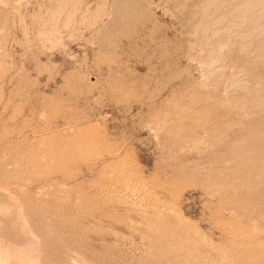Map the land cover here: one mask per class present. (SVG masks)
Segmentation results:
<instances>
[{
	"label": "rangeland",
	"instance_id": "obj_1",
	"mask_svg": "<svg viewBox=\"0 0 264 264\" xmlns=\"http://www.w3.org/2000/svg\"><path fill=\"white\" fill-rule=\"evenodd\" d=\"M219 1L0 0L2 245L264 264V17Z\"/></svg>",
	"mask_w": 264,
	"mask_h": 264
},
{
	"label": "bare ground",
	"instance_id": "obj_2",
	"mask_svg": "<svg viewBox=\"0 0 264 264\" xmlns=\"http://www.w3.org/2000/svg\"><path fill=\"white\" fill-rule=\"evenodd\" d=\"M215 1H219V0H213V2H215ZM220 2V1H219ZM225 2V1H224ZM211 4H213L212 2H211ZM244 4V3H243ZM211 6V5H210ZM210 6L208 7L209 9H210ZM242 7H244L243 8V11L245 10V8L247 7L248 9H250V8H253V10L255 9L256 11H257V13H256V16H257V18L255 19V16L253 17L255 20H260V18L262 19V16L264 17V0H248V5L246 4L245 6H243V5H241ZM240 6V7H241ZM218 7V6H217ZM250 7V8H249ZM220 8V7H219ZM246 8V9H247ZM218 9V8H217ZM238 10H239V8H237ZM247 9V10H248ZM207 9H205V11H206ZM239 11H241V10H239ZM238 11V12H239ZM239 14H240V12H239ZM243 14V13H242ZM242 14H240L241 15V17L243 18V15ZM246 14H247V12H246ZM245 14V15H246ZM252 15V14H251ZM254 15H255V12H254ZM207 17V16H206ZM222 17V16H221ZM245 17V16H244ZM247 17V16H246ZM209 18V17H208ZM207 18V19H208ZM210 18H211V16H210ZM225 18V17H224ZM206 19V21H210V20H207ZM213 19V18H212ZM212 19H211V21H212ZM221 20L219 21V20H217V21H219L218 23H216V22H213V26H217V25H219V23H220V25L222 24V22L224 21V19L223 18H220ZM226 19V18H225ZM246 20H247V18H245ZM264 19V18H263ZM214 20V19H213ZM254 20V21H255ZM258 20V21H259ZM205 21V22H206ZM240 21H242V20H240ZM258 21H256V24L257 23H259ZM261 21V20H260ZM204 22V23H205ZM206 24V23H205ZM238 24V23H237ZM240 24H241V22H240ZM202 26H204V25H202ZM208 27V31H210L211 30V27H213L212 26V24L210 25V27L206 24L204 27ZM238 26V25H237ZM234 27V26H233ZM259 27V26H258ZM202 28V27H201ZM212 29H214V28H212ZM217 29V28H216ZM219 29V28H218ZM228 29H230V28H228ZM231 29H232V27H231ZM202 30V29H201ZM204 30H206L205 28L203 29V33H205V31ZM215 30V29H214ZM225 30V29H224ZM207 31V32H208ZM221 31V30H220ZM227 31V30H226ZM197 32V31H196ZM206 32V33H207ZM212 32H214V31H211V33ZM261 32L263 33L264 31L263 30H261ZM202 33V34H203ZM209 34V35H212V34ZM214 34H215V36H216V33L214 32ZM213 34V35H214ZM249 34H252V32L251 33H248V35L246 34V36H242L243 38H250V35ZM254 34V33H253ZM206 35V34H205ZM204 34H203V37L205 36ZM244 35V34H243ZM214 36V37H215ZM207 37V36H206ZM209 38H211V36L209 37ZM208 38V39H209ZM205 39V38H204ZM208 39H205V40H207L208 41ZM212 39V38H211ZM204 40V41H205ZM207 41H205V42H207ZM250 41V40H249ZM207 44H209V42L207 43ZM206 45V44H205ZM210 45H212L211 43H210ZM209 45V46H210ZM246 46V45H245ZM205 47V46H204ZM206 47H208V46H206ZM210 47H214V46H210ZM209 48V47H208ZM215 48V47H214ZM214 48H212L211 50H210V53L208 52V53H206V54H208V56H209V58L207 57V56H205V57H207V61L208 62H206L205 64H206V66L207 67H211V70H214V68H212V67H214L213 65H215V63L216 62H218L219 60L218 59H220V58H222L221 56H223V55H221L220 53L221 52H219L220 51V49H219V51L217 50V49H214ZM219 48V47H218ZM210 49V48H209ZM208 51V50H207ZM203 62V61H202ZM205 62V61H204ZM219 65V64H218ZM216 66V65H215ZM215 68H218V67H215ZM219 69V68H218ZM222 69V68H221ZM206 71H210V70H206ZM205 71V72H206ZM223 71V70H222ZM204 72V73H205ZM215 72H216V70H215ZM215 72H213L212 71V73L211 74H215ZM220 72V71H219ZM206 75L208 76V75H210V72H209V74L206 72ZM218 75H220V74H218ZM217 75V76H218ZM216 77V76H215ZM219 77V76H218ZM220 77H222V75L220 76ZM218 78V82L220 81V79L221 78ZM214 77H211V81L213 80V82L215 81V79H217V78H214ZM232 78V77H231ZM208 79H209V77H208ZM209 81V80H208ZM210 81V82H211ZM204 82V81H203ZM209 82V83H210ZM218 82H216L215 81V83L217 84ZM235 82V81H234ZM205 83H207V81L205 82ZM212 83V82H211ZM232 84H234V83H232ZM236 85H237V82L235 83ZM238 84H240V83H238ZM230 86V85H229ZM239 86V85H238ZM241 86V85H240ZM243 87V86H242ZM234 88V87H233ZM264 117V116H263ZM3 204V203H2ZM5 205V206H4ZM8 206V205H7ZM6 206V204L4 203L3 204V206H1L0 205V216H2V215H4L3 217H5L6 216V214H9V213H6L7 211H8V207ZM242 214V213H241ZM10 215V214H9ZM18 215H20V214H18ZM17 215V216H18ZM8 216V215H7ZM179 216V215H178ZM16 219H17V217L16 216H14ZM18 217H21V215L20 216H18ZM181 217V216H180ZM184 217V216H183ZM4 219V218H3ZM2 219V217H1V220H3ZM10 219V218H9ZM179 219H181V218H179ZM18 220H19V218H18ZM23 220V219H22ZM22 220L20 219V221H21V223H22ZM182 220V219H181ZM26 222V221H25ZM182 222V221H181ZM12 224V223H11ZM19 224V223H18ZM23 224H24V226L23 227H25L26 225V223H24L23 222ZM177 225V224H176ZM13 227V226H12ZM185 227V226H184ZM2 228V227H1ZM14 228V227H13ZM188 228V227H187ZM27 230H28V228H27ZM30 230V229H29ZM28 233H30L29 231H28ZM33 239V238H32ZM32 241V240H31ZM1 243L3 242V240L2 241H0ZM30 242V241H29ZM0 243V264H35L34 263V259H35V256L36 255H34L33 254V252L35 251V246H34V242L32 241V243L27 247H24V248H20V249H18V248H12V247H14V246H11V245H8V243L7 244H5V245H2V244H4V243H2L1 244ZM11 246V247H10ZM35 253V252H34ZM27 257V258H26ZM25 259H27V260H25ZM36 264H38V262L36 263Z\"/></svg>",
	"mask_w": 264,
	"mask_h": 264
}]
</instances>
